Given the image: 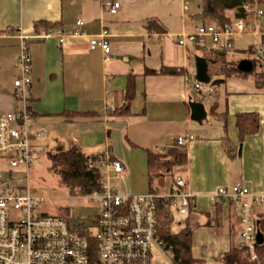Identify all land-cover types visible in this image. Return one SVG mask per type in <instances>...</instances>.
<instances>
[{
  "label": "crops",
  "instance_id": "1",
  "mask_svg": "<svg viewBox=\"0 0 264 264\" xmlns=\"http://www.w3.org/2000/svg\"><path fill=\"white\" fill-rule=\"evenodd\" d=\"M105 1L0 0V116L22 108L14 81L24 35L31 55L30 107L35 125L44 130L33 144L47 155L73 144L87 154L109 150L125 166L120 193L141 195L153 189L165 194L173 176L182 175L193 206L183 214L176 210L177 230L174 223L171 230H191L194 264H227L225 255L241 243L240 216L234 207L219 210L211 195L241 182L255 194L264 193V86H259L264 81L251 74L225 75L220 60L209 57L216 48L208 44L211 37L205 44L188 38L204 26L203 0H118L116 14L104 9ZM254 7L264 9V0H255ZM152 19L165 30H151ZM244 22L246 29L233 36L232 50L247 53L254 46L264 51V17L253 13ZM77 28L81 33L73 35ZM104 30L112 49L108 61L100 47L90 46L91 37ZM229 54L227 61L252 59ZM197 58L208 67L202 92L193 89L201 82ZM262 65L259 71L264 72ZM165 67L178 71L161 72ZM129 81L133 98L128 112L113 114L126 104ZM192 102L202 103L206 118H192ZM245 112L258 114L259 128L242 138L237 115ZM181 135L189 138L182 146L186 162L173 168V176L160 170L151 184L147 151L180 147L176 139ZM0 167L8 168L5 162ZM256 213L260 224L264 206ZM151 257L152 264H175L159 246Z\"/></svg>",
  "mask_w": 264,
  "mask_h": 264
},
{
  "label": "built area",
  "instance_id": "2",
  "mask_svg": "<svg viewBox=\"0 0 264 264\" xmlns=\"http://www.w3.org/2000/svg\"><path fill=\"white\" fill-rule=\"evenodd\" d=\"M103 7L107 12L116 14L121 3L106 0ZM254 10L258 17H264V9L256 7ZM83 23L82 19L77 21L78 26ZM245 29L243 20L223 28L197 26L188 38L205 44L206 37L210 36L218 49L230 50L233 48V36ZM71 33L79 35L81 32L77 28ZM105 36V30L98 36H92L90 46L92 49L100 47L108 61L112 49ZM21 38L16 62L19 74L14 86L22 108L0 116V160L8 168L28 169L44 151L33 144V137L43 138L44 130L35 125L30 107L31 55L28 37L21 35ZM184 41L182 39L179 43ZM256 54L263 55V49L256 50ZM204 88L203 82L194 83L196 92H202ZM188 142L186 136L176 139V145L180 147ZM88 167L101 175L100 189L85 195L97 200L100 205V213L94 222L95 230L84 225L72 226L65 218L42 210L45 198L32 195L28 185H0V264H152L154 246L173 254L158 234L157 205L162 200L168 203L171 211L186 213L192 196L186 190L185 178L174 175L173 186L165 194L149 192L131 195L120 193L102 181L104 172L113 170L122 177L125 171L124 164L113 158L109 150L99 153L98 159L91 160ZM211 204L237 209L241 224L239 247L245 249L251 260H258L259 217L256 210L264 206V193L255 194L241 182L231 188L219 187L211 195Z\"/></svg>",
  "mask_w": 264,
  "mask_h": 264
},
{
  "label": "trees",
  "instance_id": "3",
  "mask_svg": "<svg viewBox=\"0 0 264 264\" xmlns=\"http://www.w3.org/2000/svg\"><path fill=\"white\" fill-rule=\"evenodd\" d=\"M249 4V8H246ZM255 0H203L202 14L204 26L206 28L211 25L223 28L228 24H232L238 20H247L255 13ZM232 12L233 15H229ZM148 26L151 30L164 31L165 29L157 20H149ZM230 50H220L217 47L212 49L209 57L220 60V70L225 72V75H237L247 77L255 70L257 57H252L254 69L250 73L243 72L238 69V61H227L226 55ZM251 56H255L256 48L251 46L246 50ZM176 68L165 67L161 70L163 73H176ZM257 80L264 81V72L255 73ZM262 83V84H261ZM259 86H264L263 83ZM133 98V84L129 81L126 93V104L113 112V114L124 115L128 112L127 107ZM237 126L240 136L243 138L246 135L255 133L259 128L258 114L254 112L239 113L237 115ZM50 159V171L56 174L61 183L69 187L72 192H77L81 195L100 189L101 175L95 169H90L88 163L91 160H97L98 154H87L81 147L76 144L71 145L67 150L48 153ZM148 157V172L149 181L152 184L154 176L164 170L170 176L175 166L182 165L186 162V151L182 147H172L165 152L157 153L152 150L147 151ZM163 168V169H162ZM151 192H154L152 189ZM193 206L192 201L189 203V208ZM219 210L222 209L220 205ZM158 217V234L166 247L172 249L173 262L175 264H194L195 259L192 256V232L190 229L184 228L178 232H173L171 226L174 222V215L168 207V203L160 200L157 205ZM259 231L263 234V242L256 244V253L258 260H251L246 254L244 248L235 247L231 249L224 257L227 264H264V216L259 224ZM82 230V229H81Z\"/></svg>",
  "mask_w": 264,
  "mask_h": 264
},
{
  "label": "rangeland",
  "instance_id": "4",
  "mask_svg": "<svg viewBox=\"0 0 264 264\" xmlns=\"http://www.w3.org/2000/svg\"><path fill=\"white\" fill-rule=\"evenodd\" d=\"M208 40L209 45L214 44L211 38H208ZM229 55H232V58L234 57L236 59L251 56V54L249 55L248 53H243L237 50L230 51ZM255 55L256 56L252 57H257L258 61L256 62L255 70L251 75H255L257 71L262 70V64H264L262 59L264 54L262 57L261 55ZM2 161L0 160L1 163H4V161ZM50 165L49 156L47 153H43L39 160L28 167V169L26 167H0V185L8 184L23 187L28 185L32 195L45 198V202L41 204L42 210L51 215L65 218V220L72 226L84 225L95 230L94 222L100 213V205L97 200L90 199L77 192H72L69 187L61 183L60 178L56 174H53L50 171ZM163 176L166 179L165 181L168 186L169 179L165 174ZM102 181L112 189H116L120 192H123L125 189V181H123L122 177L117 175L113 170L104 172L102 174ZM177 212L178 211L175 210L172 211L175 217L174 221H177V218L180 217ZM172 229L174 231L177 230L175 223L173 224Z\"/></svg>",
  "mask_w": 264,
  "mask_h": 264
},
{
  "label": "water",
  "instance_id": "5",
  "mask_svg": "<svg viewBox=\"0 0 264 264\" xmlns=\"http://www.w3.org/2000/svg\"><path fill=\"white\" fill-rule=\"evenodd\" d=\"M196 66H197V78L202 82H208L209 81V76L207 74L208 72V67H207V62L203 58H197L196 59ZM238 69L250 73L254 69V63L251 59H244L241 60L238 63ZM191 108H192V118L201 121L203 118H206V111L203 108L202 103L198 102H192L191 103ZM257 242L262 243L263 242V234L261 232L258 233L257 235Z\"/></svg>",
  "mask_w": 264,
  "mask_h": 264
}]
</instances>
